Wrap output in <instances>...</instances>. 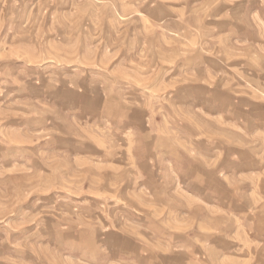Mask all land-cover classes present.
<instances>
[{
    "label": "rangeland",
    "instance_id": "obj_1",
    "mask_svg": "<svg viewBox=\"0 0 264 264\" xmlns=\"http://www.w3.org/2000/svg\"><path fill=\"white\" fill-rule=\"evenodd\" d=\"M0 264H264V0H0Z\"/></svg>",
    "mask_w": 264,
    "mask_h": 264
}]
</instances>
